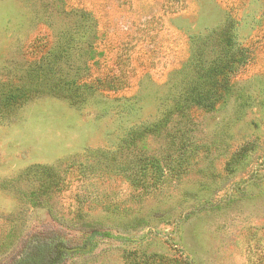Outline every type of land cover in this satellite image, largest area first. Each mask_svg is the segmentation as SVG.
Segmentation results:
<instances>
[{
	"label": "rangeland",
	"instance_id": "1",
	"mask_svg": "<svg viewBox=\"0 0 264 264\" xmlns=\"http://www.w3.org/2000/svg\"><path fill=\"white\" fill-rule=\"evenodd\" d=\"M0 264H264V0H0Z\"/></svg>",
	"mask_w": 264,
	"mask_h": 264
},
{
	"label": "trees",
	"instance_id": "2",
	"mask_svg": "<svg viewBox=\"0 0 264 264\" xmlns=\"http://www.w3.org/2000/svg\"><path fill=\"white\" fill-rule=\"evenodd\" d=\"M176 108H177V110H175L176 111V115L177 116H179V117H183V118H185V115H186V112H187V108L185 107V105L184 104H182L181 102H178V104L176 105ZM174 113H172V115H173ZM170 115H171V113H170ZM182 118V119H183ZM166 125H168L169 126V124H167L166 123ZM155 126V125H154ZM167 126V127H168Z\"/></svg>",
	"mask_w": 264,
	"mask_h": 264
}]
</instances>
